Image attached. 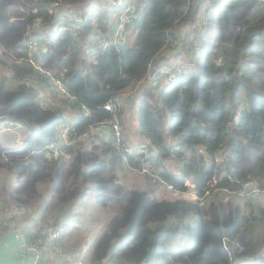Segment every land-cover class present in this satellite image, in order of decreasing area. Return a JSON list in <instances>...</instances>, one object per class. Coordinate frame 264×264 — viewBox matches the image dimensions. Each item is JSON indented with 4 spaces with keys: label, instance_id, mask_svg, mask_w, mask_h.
Segmentation results:
<instances>
[{
    "label": "trees",
    "instance_id": "16d2710c",
    "mask_svg": "<svg viewBox=\"0 0 264 264\" xmlns=\"http://www.w3.org/2000/svg\"><path fill=\"white\" fill-rule=\"evenodd\" d=\"M55 2L59 7L49 12ZM111 2L0 0V119L21 123L25 132L18 150L0 140V170L17 179L0 202L7 214L30 207L44 183L51 197H42L40 206L45 222L55 223L95 195L114 213L88 260L79 258L84 264L247 259L264 246V203L238 194L247 180L264 187V0ZM13 8L25 14L13 17ZM65 11L79 19L59 30L69 17ZM121 15L130 22L125 41L116 43L109 29ZM160 65L172 75L161 88ZM126 92L140 97L144 152L126 151L123 140L116 148L106 140L76 139L119 118ZM108 101L113 111L103 107ZM74 107L80 113L68 124L63 112ZM64 125L70 127L61 145L67 156L54 159L45 146ZM140 171L143 177L128 183V173ZM188 180L195 198L183 195ZM53 207L61 213L49 219ZM7 228L0 221V233Z\"/></svg>",
    "mask_w": 264,
    "mask_h": 264
},
{
    "label": "built area",
    "instance_id": "2783aa9c",
    "mask_svg": "<svg viewBox=\"0 0 264 264\" xmlns=\"http://www.w3.org/2000/svg\"><path fill=\"white\" fill-rule=\"evenodd\" d=\"M108 1H109V4L111 5L112 0H108ZM122 2L123 0H117V2H113V3L122 4ZM57 5L58 3L55 2L51 8H48V11L51 12L54 9V7L58 8L59 6L57 7ZM67 15L69 16L68 19H65L59 22V26H58L59 30L70 28L73 25V18L77 16V14L74 11H70V12L68 11ZM76 19L77 20L79 19L78 16L76 17ZM129 22H130L129 15H121V17L119 18V21L115 24V27L112 33L110 34V37L113 39L114 42L118 43V42L125 41L127 33H128V30L126 28V23H129ZM35 45H36L35 40L29 41V47H31L32 49H36ZM157 71L159 75H158L156 85H158L160 88L163 86H166L168 84V81L171 80L172 78V75L170 74L171 68L166 65H160ZM57 84L61 92L65 91V86L61 82L58 81ZM103 107L105 109L113 111L115 107L114 102L108 101L107 103L104 104ZM104 123L111 125V134L109 137H107L106 141H109L111 145H113L116 148H121L122 136H121V128H120V124L118 120L115 119L112 123L102 122L101 124H104ZM21 128H23V126L19 122H16L10 119H0V132L10 131L12 133H15L16 135L15 142H18V143L16 145L14 144L13 148H15V150H18L24 147V139H20L19 137V135H21L20 133ZM69 130H70V127H68L67 125L62 126L59 129L58 138L54 139L52 142H50L49 144L45 146L46 154L48 156H51L54 159L59 158L62 155L67 156V154H64V152H62L61 145L62 143L68 141L67 136H68ZM87 137H88L87 133H81V134H77L76 139L78 140V139L87 138ZM74 140L75 139L73 140L71 139L70 142H73ZM91 140L94 143H98L100 141L99 138H92ZM147 144H148V141L140 142L137 146V152L138 153L144 152ZM131 149H132L131 147L125 148L126 151H130ZM143 170H145V168ZM166 186L172 192V194L176 196L179 195V192L174 189L173 185L167 184ZM189 186H190V189L183 194L187 198H190V195L193 191V189L191 188V185ZM238 194L255 198L258 201L264 203V187H259L258 185H255L251 180H247L243 183V186L240 189V191H238ZM195 197H196V194H195ZM199 203L202 204V201H199ZM11 211L7 214V216H11V215L13 216L7 219L5 223L8 224L9 227L11 226L14 228V231H15L14 233L16 237L20 239L22 255L25 256L27 254H31V255L37 256V254L44 249L45 250L52 249L53 246L56 244V242L60 239L62 232L64 230V223L62 220H59L55 223H44L40 225L35 230V236L32 239H29L26 236L25 232L22 231L20 227L16 226L18 222H17V218H15L14 215L15 214H18L20 216L27 215L28 212L30 211V208L26 206H21V207L14 208ZM224 245H225L224 247L227 249L225 242H224ZM241 248H242V245L239 246V249ZM59 253H60L59 254L60 256L54 262V264H68L67 253L65 251H59ZM79 262L81 264H84L81 261ZM80 263H75V264H80ZM236 264H244V263L238 262Z\"/></svg>",
    "mask_w": 264,
    "mask_h": 264
},
{
    "label": "rangeland",
    "instance_id": "374dc122",
    "mask_svg": "<svg viewBox=\"0 0 264 264\" xmlns=\"http://www.w3.org/2000/svg\"><path fill=\"white\" fill-rule=\"evenodd\" d=\"M100 3V0H98ZM113 2H116L115 0H112ZM108 4V3H107ZM207 15H203L201 17L206 18ZM185 34V31L183 32L182 36ZM172 45H174V50L176 48V43H173ZM172 49V50H173ZM178 63V61H174L172 63V66H174V64ZM178 68V66H175ZM3 71L2 67L0 66V73ZM143 82L140 84V87L142 86ZM126 99V98H125ZM138 97L135 98L134 104L128 106L127 103L122 102L121 103V113H120V118L121 120L124 122V124L121 125V132H122V137L125 136L124 134L126 133V131L124 132V130H127L128 128L132 127L131 129L137 130L138 128ZM64 115L68 118V124H72L74 122V120L77 118V114L80 113V109L78 107H74L73 109H66L64 112ZM24 128L20 129V133L21 135H19L20 139H23L25 137V133H22ZM132 134H136V131L131 132ZM130 131H128V134H131ZM128 136V135H127ZM139 136V135H137ZM15 133H12L10 131H6L4 133L0 134V140L3 144L6 145H10V146H14V144L16 145L18 142H15ZM124 138V137H123ZM143 172H131L128 173L127 177H136L138 179H141L143 177ZM125 179V177H124ZM15 183H17V179L15 181L14 176H12V174H10L9 172L5 171V170H0V192H1V197H0V201L2 202L1 199L4 198V194H6L8 192L9 189H11V187H13L15 185ZM188 186L189 185H193L190 183V181L188 180L187 182H185ZM44 183H39L38 184V194L37 196L40 198V200H36V202H33V205H39V209L41 210L44 207L40 206V202H42V197L45 199L46 195H48L49 197H51V190L50 188ZM190 188V186H189ZM161 190L158 189V193H160ZM169 192V191H168ZM172 193V192H169ZM174 195V194H172ZM195 197V193L192 191L190 198H194ZM226 197H229L228 195H226ZM0 202V221H4L5 222V217L7 216V205L5 203H1ZM80 204V205H79ZM78 205H76L75 208H73L72 210L69 211V214H67L66 216V220L67 222H69V226L65 227L64 232L66 233V235L64 236V238H68L67 244H69L70 250L76 251L77 249V243H81L80 241H82V244H80V246L84 247L85 249L84 251H82L78 256L80 257H85V260H88V255H89V250L91 249V246L93 245L94 240L96 239V237L102 232V230L105 229L109 219L111 218V216L113 215L114 211L110 208H104L101 207L97 200L95 195H91L89 197H87L84 201H82L81 203H79ZM32 205V206H33ZM55 209V208H54ZM79 210V211H78ZM52 216V215H50ZM74 227V228H72ZM8 229V228H7ZM1 235V234H0ZM256 250V249H255ZM254 250V252H255ZM264 252V251H263ZM261 252V253H263ZM260 253V254H261ZM248 261V260H246ZM87 264V262L85 263Z\"/></svg>",
    "mask_w": 264,
    "mask_h": 264
},
{
    "label": "crops",
    "instance_id": "0c3cea01",
    "mask_svg": "<svg viewBox=\"0 0 264 264\" xmlns=\"http://www.w3.org/2000/svg\"><path fill=\"white\" fill-rule=\"evenodd\" d=\"M11 14L13 17H18V16H23L25 13L22 9H18V8H13L10 10ZM113 27V25H112ZM111 27V28H112ZM111 28L109 29V32L113 31L111 30ZM133 97L132 102H130V98ZM138 97V101L140 102V97L138 96V93H133L131 95H129V92L123 93L121 98H119V104H121L122 102L127 103L128 106L133 105L135 98ZM126 98V99H125ZM138 102V105H139ZM121 106V105H120ZM139 109V107H138ZM85 110V109H84ZM120 124V128L121 125L124 124V122L121 120L120 116L119 118H116ZM61 126V125H60ZM59 128V127H58ZM61 128V127H60ZM59 128V129H60ZM132 127L128 128L127 130H124V132L126 131V133L124 134L125 136L122 137L123 143L128 145L131 148H135L138 146V144L142 141H147L145 139V136H143V134L141 133L139 124H138V128L137 130H132ZM128 131L134 132L136 131V134H128ZM22 133L24 132V129L22 131ZM111 134V125L110 124H99L96 127L92 128V130L90 129V133L88 136V141H90L92 138H99L100 141L102 140H106L107 137H109ZM128 135V136H127ZM139 135V136H137ZM121 136H122V132H121ZM15 140V139H14ZM92 141V140H91ZM10 146V145H9ZM132 174V173H131ZM133 176V175H131ZM127 177L126 179L128 180V183L132 184L134 183L136 180H138V178L136 177ZM193 185H191V188ZM49 207V206H48ZM30 211L28 212L27 215H18L15 214L14 217L17 218V227H20L22 231L25 232L26 236L28 238H32V235L34 236L35 230L42 224L46 223V219H45V213L43 212L44 210H38L39 207L36 205V208H34V206H30ZM55 208V209H54ZM70 211V210H69ZM69 211H64V216L69 214ZM79 211V210H78ZM61 212L56 208L53 207L49 210L48 214H49V219L53 218V216L55 215H59ZM52 215V216H50ZM63 223H64V230H65V223H66V227L69 226V222H67L66 218L62 219ZM74 228V227H72ZM62 232V235L60 237V239L56 242V244L53 246L52 249L49 250H42L40 251L37 256L35 255H31V254H27V255H22V250H21V241L18 237H16L15 235V231L13 227H9L6 231L0 233V264H54V262L59 258V251H65L68 255V264H75V263H80L79 258L80 256H78L82 251H84L85 246L82 247L80 246V244H82V241H80L81 243H77V249L76 251L70 250L69 244H67L68 238H64V236L66 235V233ZM264 251V246H260L258 248V250L253 254L250 255V257H248L247 259L243 258V260L241 261L244 264H261L264 263V256H262L261 258H259L258 256H260ZM261 253V254H260ZM258 259H255V258ZM248 260V261H246ZM81 264V263H80ZM101 264H114L110 259L105 258L103 259V261L101 262Z\"/></svg>",
    "mask_w": 264,
    "mask_h": 264
},
{
    "label": "water",
    "instance_id": "95a60500",
    "mask_svg": "<svg viewBox=\"0 0 264 264\" xmlns=\"http://www.w3.org/2000/svg\"><path fill=\"white\" fill-rule=\"evenodd\" d=\"M33 55L35 57L36 56V53H34ZM132 100H133V97L130 98V102H132ZM148 147H150V145H148ZM192 187H193V190L196 189V187L194 185Z\"/></svg>",
    "mask_w": 264,
    "mask_h": 264
}]
</instances>
